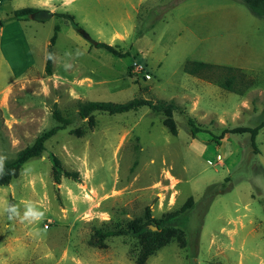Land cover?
Returning <instances> with one entry per match:
<instances>
[{
	"label": "rangeland",
	"instance_id": "1",
	"mask_svg": "<svg viewBox=\"0 0 264 264\" xmlns=\"http://www.w3.org/2000/svg\"><path fill=\"white\" fill-rule=\"evenodd\" d=\"M47 2L51 18L22 24L7 16L37 0H0V51L10 68H1L0 87L12 86L0 103V163L57 125L54 105L71 122L0 187V264H134L140 241L127 222L145 208L161 219L189 198L167 225L184 232L185 248L173 240L146 264H264V127L254 146L249 133H225L264 121V19L240 0ZM80 31L127 55L96 48ZM187 62L217 69L206 80L185 73ZM219 76L235 89L215 84ZM135 98L174 101L177 135L147 107L93 113V127L77 115L79 102ZM52 156L77 179L54 182ZM29 209L40 215L26 217ZM96 229L122 235L98 249L88 244Z\"/></svg>",
	"mask_w": 264,
	"mask_h": 264
},
{
	"label": "trees",
	"instance_id": "2",
	"mask_svg": "<svg viewBox=\"0 0 264 264\" xmlns=\"http://www.w3.org/2000/svg\"><path fill=\"white\" fill-rule=\"evenodd\" d=\"M240 1L248 7V9L251 11L252 14H254L259 18L264 19V0H240ZM37 11L38 10L35 8L26 7V8L14 10L7 17H9V19H14V20H28L30 16ZM54 15L68 20L75 28L77 27V25L74 23L73 16L67 13H60ZM56 31L57 28L55 27V32ZM55 41H56V33L52 35V37L49 40V44L46 47V61L44 66V72L46 75L52 74L53 56H54L53 46ZM96 48H102L105 51L113 55H117L119 57H123L127 55L126 53L124 54L120 53L113 46L107 45L105 43H97ZM214 69H217L216 66L201 62H187L184 65L185 73L193 76H199L206 80H208L207 74ZM220 77L221 76H219L216 79L215 84L227 90H232V88H234L233 83L231 82L233 78H231L230 81L228 82H224L220 79ZM142 107H147L153 113L162 115L163 126L168 130V132L171 135L174 136L177 135V127L173 119V115L175 112L180 111V107L174 101H162V100L152 101L142 98H135L125 103L89 102V101L79 102L77 115L80 120L85 119L88 126L93 127L94 126L93 113L102 112L108 115H116V114L127 113L130 111H136ZM52 118L57 124L55 127L41 132L30 145L19 150L13 159L0 163V187L7 186L10 184V182L13 179H16L19 176V172L22 165L25 164L30 159L39 158L45 150V143L51 137H53L58 131L65 129L68 125L71 124L69 119L62 116L60 111L56 108V105H54ZM187 124L189 126L192 125L189 120ZM263 127H264V121H262L257 127L252 129L244 128V127H235L231 130L226 131L225 133H232V134L249 133L253 144L255 136L258 134L259 130L262 129ZM197 132L198 130L196 128L191 129L192 136H194ZM75 133L78 136H81L83 134V132L78 129L75 130ZM51 161H52V177L54 182L59 184L61 177L72 180L77 179L78 172L64 170L60 161L54 156L51 157ZM192 203H193L192 198H189L178 212L167 214L161 219L152 218L149 208H145L143 217L136 218L127 222L126 230L135 234L140 241V249L138 250V253L134 259V264H146L147 259L151 255H153L156 251L163 248L173 240H175L178 243V246L180 248H185L186 240L184 237V232L179 228L170 227L167 225H170L172 222H175L179 215L185 213L186 210L192 206ZM10 209H12V200H10V204L8 206L9 215L11 213ZM152 225L156 228L155 231L147 229V227ZM120 235H122V230L103 231L102 229H96L92 234V236L90 237L88 244L94 248L104 249L106 247V244L104 242L106 238L112 236H120Z\"/></svg>",
	"mask_w": 264,
	"mask_h": 264
},
{
	"label": "crops",
	"instance_id": "3",
	"mask_svg": "<svg viewBox=\"0 0 264 264\" xmlns=\"http://www.w3.org/2000/svg\"><path fill=\"white\" fill-rule=\"evenodd\" d=\"M49 1V0H48ZM49 4V2H47V0H37V7H31V8H35L37 10H48L44 5H47ZM40 5V6H38ZM49 11V10H48ZM18 21V23H27V20H16ZM18 25V24H17ZM21 27V26H19ZM3 31H4V26H2V24H0V36L3 34ZM47 46V45H46ZM46 49V48H45ZM2 67H5V70L7 68L8 71H10V68L9 66H7V64H5V60H4V57L2 56L1 54V51H0V70ZM11 84V83H10ZM10 84L8 83H5L3 84L1 87H0V103H2L5 95L8 94V91L11 89L12 86H10ZM16 84V83H15Z\"/></svg>",
	"mask_w": 264,
	"mask_h": 264
},
{
	"label": "water",
	"instance_id": "4",
	"mask_svg": "<svg viewBox=\"0 0 264 264\" xmlns=\"http://www.w3.org/2000/svg\"><path fill=\"white\" fill-rule=\"evenodd\" d=\"M53 16V13L48 10H38L33 13L30 17L34 20L43 21ZM81 36L88 40L93 46H96L97 42L93 41L85 32L80 31Z\"/></svg>",
	"mask_w": 264,
	"mask_h": 264
},
{
	"label": "built area",
	"instance_id": "5",
	"mask_svg": "<svg viewBox=\"0 0 264 264\" xmlns=\"http://www.w3.org/2000/svg\"><path fill=\"white\" fill-rule=\"evenodd\" d=\"M52 224H53V221L52 220H50L49 218L48 219H44L43 220V224H42V228L44 229V230H48L51 226H52Z\"/></svg>",
	"mask_w": 264,
	"mask_h": 264
},
{
	"label": "clouds",
	"instance_id": "6",
	"mask_svg": "<svg viewBox=\"0 0 264 264\" xmlns=\"http://www.w3.org/2000/svg\"><path fill=\"white\" fill-rule=\"evenodd\" d=\"M10 210L14 211V209H10ZM25 215H26V217L27 216L38 217L40 214L36 213V212H33L31 209H29V211Z\"/></svg>",
	"mask_w": 264,
	"mask_h": 264
}]
</instances>
